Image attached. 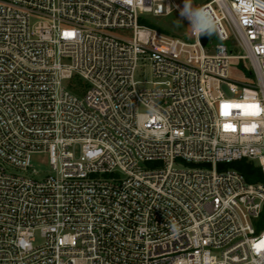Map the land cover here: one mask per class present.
I'll return each instance as SVG.
<instances>
[{"label": "built area", "instance_id": "1", "mask_svg": "<svg viewBox=\"0 0 264 264\" xmlns=\"http://www.w3.org/2000/svg\"><path fill=\"white\" fill-rule=\"evenodd\" d=\"M0 264H264V0H0Z\"/></svg>", "mask_w": 264, "mask_h": 264}, {"label": "rangeland", "instance_id": "2", "mask_svg": "<svg viewBox=\"0 0 264 264\" xmlns=\"http://www.w3.org/2000/svg\"><path fill=\"white\" fill-rule=\"evenodd\" d=\"M178 2L183 8L188 9H195L202 3L208 1V0H175ZM156 23H158L160 26L165 27L166 29L170 30L173 33H179L180 31H188L190 32V25L184 22L183 20L179 19L176 14H173L167 18L161 17V18H155L153 19ZM116 33L123 35V36H131V32H118ZM231 34V33H230ZM214 42H217V40H214ZM234 53H242L241 50L235 51ZM243 65L245 67H249V63L246 60H243ZM146 71L143 70L138 72L137 79L144 80L150 78V70L149 67H146ZM229 76L232 78H239L242 79L246 76L245 72L241 68V61L237 59H233L230 61L229 65ZM31 164L33 169L37 171L38 177H43L50 173V167L48 165L47 156L45 154H34L31 160ZM7 169L12 172H22L21 170H17L14 167H11L7 165Z\"/></svg>", "mask_w": 264, "mask_h": 264}, {"label": "clouds", "instance_id": "3", "mask_svg": "<svg viewBox=\"0 0 264 264\" xmlns=\"http://www.w3.org/2000/svg\"><path fill=\"white\" fill-rule=\"evenodd\" d=\"M182 15H189L187 10L183 11L181 13ZM191 18L193 19V22L195 24V30L203 32L205 30L210 31L211 30V21L210 20H205L203 16V10H196L191 13Z\"/></svg>", "mask_w": 264, "mask_h": 264}, {"label": "trees", "instance_id": "4", "mask_svg": "<svg viewBox=\"0 0 264 264\" xmlns=\"http://www.w3.org/2000/svg\"><path fill=\"white\" fill-rule=\"evenodd\" d=\"M232 164L241 172H243L250 181L260 177L259 169L253 166L251 163H247L242 160L234 162Z\"/></svg>", "mask_w": 264, "mask_h": 264}, {"label": "water", "instance_id": "5", "mask_svg": "<svg viewBox=\"0 0 264 264\" xmlns=\"http://www.w3.org/2000/svg\"><path fill=\"white\" fill-rule=\"evenodd\" d=\"M209 33H204L201 35L200 40L203 45H205L208 41Z\"/></svg>", "mask_w": 264, "mask_h": 264}, {"label": "snow or ice", "instance_id": "6", "mask_svg": "<svg viewBox=\"0 0 264 264\" xmlns=\"http://www.w3.org/2000/svg\"><path fill=\"white\" fill-rule=\"evenodd\" d=\"M222 107H227V105H222ZM239 107L258 108L259 106L258 105H247V106H239Z\"/></svg>", "mask_w": 264, "mask_h": 264}]
</instances>
